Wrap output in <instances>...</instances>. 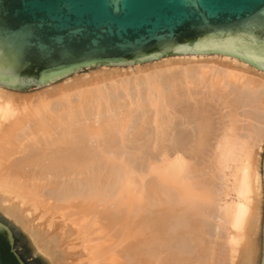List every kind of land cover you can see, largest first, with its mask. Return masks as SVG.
Returning <instances> with one entry per match:
<instances>
[{
    "label": "bare ground",
    "instance_id": "bare-ground-1",
    "mask_svg": "<svg viewBox=\"0 0 264 264\" xmlns=\"http://www.w3.org/2000/svg\"><path fill=\"white\" fill-rule=\"evenodd\" d=\"M130 69V72L136 76H133L131 79L125 76V80L123 79L125 84L122 83L123 90L121 89V92L124 91L126 96L130 99V102L129 100L125 101L129 102L125 104L124 102L122 103L121 100L127 97L122 99L116 97L120 99V103H118L119 101L116 102L117 99L114 100L115 104L113 102L111 103L107 98L109 96L108 94L112 92L109 91L110 93L107 94L108 96L106 98L102 86L89 91L92 92V95H95L94 97L89 96L88 98H84V96H82L83 92L80 91V97L78 100H75L74 104L69 101L70 99H65L63 103L60 102L61 104L57 102L59 104L57 108L52 107L53 104H51L50 101L43 100L44 98L42 100H38L39 98H36L37 100L35 98V100L32 99L33 101L30 102L33 104L22 99L17 101V99L15 100V95L19 94L18 92L16 93L15 90L0 86V212L13 220L29 234L34 245L49 259V264H190L191 259L185 257L187 256L186 254L183 256L182 254L174 255L173 243L171 241H173V238H176L174 237L175 235L171 234L173 232L170 233V229L172 230L170 223L173 225V221L170 222L169 216L165 214L167 212H158L155 214L156 212L154 211V214H151L152 216L146 219L144 218L146 215H142V217L141 215L140 217L136 215V220L135 217L132 219V212H130L132 213L131 215L128 214V208L131 209V211L138 210L139 212V209L142 210L141 208L145 205V200L142 199L144 198L142 193L140 194L138 191L139 184L137 181L139 177L138 180H136L134 176L136 169L132 167V164L130 165L131 167L129 166L127 158H117V156L113 158V156H109L111 152L108 153L106 151L105 144L104 149L106 150H84V152L83 148L82 150H57L56 148L55 150H41L42 148L39 150H26V148H30V146L34 147L37 144L40 145L43 141L49 148L69 146L77 139L74 133L79 129L87 130V132L90 131L94 133V135H97V137L95 136L96 139H99L98 135H100L102 129H104L102 127H107L104 123H109L112 120L114 121L113 123H116V116H114L116 118L115 120L113 119L114 117H112V120H108L107 115L109 114H107V110L111 113L118 109L121 111L123 107L126 108L125 105L133 110L134 107L132 106H135L142 110V117L145 125H147V123L154 124L153 132L155 131L156 133L155 139L157 143L158 141L163 142L162 146L166 151L164 150L162 153L160 164L152 165V170L159 172L157 180L159 179L162 183L164 182V185L166 184L169 186V190L172 189L171 191L174 193L175 197L173 198L177 199L176 202H172V204L169 201L168 206H170L167 208H169L172 214L177 211L181 212L184 222L180 224L177 229L174 228L173 231H176L182 237L187 234L191 236V240L192 236H194L195 245L198 247V250L195 249L198 252L196 264H207L208 258L212 257V248H210L211 246L209 244L211 240L207 242L205 237L207 234H210L207 233V230L210 228L207 229L205 227L208 226V224L204 226L203 221H200V223L203 224L188 221L190 220L189 218H191L190 215L192 214L194 216V213L190 212L188 209L189 207L187 209L190 213L185 212V206L189 202L193 204L195 200L198 201V203H196L199 204V208L207 204L216 207L215 210V207L211 206L212 209H214L211 211L218 212L215 219L217 218L219 220L221 232L217 234V230H215L216 235L213 231L211 235L214 234L219 239H224L228 245V249H232L231 254H234L233 257L236 258L238 256L239 258L237 262L234 259H224L223 262L221 261L219 264H255L257 253L256 235L258 234L261 220L260 202L262 197L264 198V175L262 170L264 153L263 156L260 157V151L264 149V71L257 69L237 57L219 53L168 56L146 62L145 64H135V66L132 68L130 67ZM121 71L122 69L118 66L113 69L109 66H100L96 71V75H93L95 73L88 75L87 73L80 74L78 72L75 73L73 78L70 79V77H68L70 80L67 79V82L64 83V87L78 88L91 84V81L99 79L117 80V78H113L112 76L115 74L119 77L118 74L122 73ZM96 83L97 82L93 83V85ZM98 85L99 84H96L95 86ZM227 87H229L230 90L234 89V91L240 89L239 91L245 98V103L242 105L249 108L246 109L245 118H247H244V121L248 123V125L245 124V127L240 126L242 121L238 113L233 110V103L229 104L227 102ZM55 90H58V87L47 89L46 92H55ZM124 92L123 95H120L119 92V95L124 97ZM144 95H146V98H144ZM20 96L16 98H20ZM222 97L226 101L222 100ZM210 98L213 101L220 99L218 100L219 102H226L224 104L230 109L227 114V123H223L222 125V123H220V121L218 122L217 118L213 116L210 105H207V102H205V100L208 101ZM67 101L69 102L67 103ZM104 101L108 104L106 103L105 105ZM104 107L106 108L104 109ZM28 108L32 109L30 113L32 114L31 117H28L29 115L27 112V118H24V120L21 119L20 115H18L19 112L21 111L23 116V113L25 110H28ZM253 110L257 113H253L254 115L252 116ZM126 111L127 110H125V112ZM118 114L119 110L116 115L118 116ZM110 115L113 116V114ZM91 118L95 120L92 122ZM82 119L85 123L82 122V125H80ZM109 119H111V117ZM126 119L125 116V120ZM143 119H140L142 123ZM128 120L125 124H128ZM137 120L139 119L137 118ZM215 121H217L219 126L215 124ZM31 122H33V125ZM117 124H119V122ZM117 124L115 126L116 128H118ZM139 124L141 123H137L135 126ZM140 126L141 125H139V127ZM59 127L61 128L60 133L56 131ZM146 127L147 126H145V130ZM149 127L152 126L149 125ZM243 129L244 132L242 133L241 130ZM128 130L126 131L128 132ZM77 133L80 132L77 131ZM134 134L137 135V132L135 133L134 131ZM88 135H90V133ZM123 135L124 131L122 132V136ZM84 137H87L85 133ZM101 141L102 140H100V142ZM159 147H161V145ZM18 153L24 154L23 158L18 159ZM200 154L202 156L206 154L209 155V157L211 156V159H209L210 162H212L213 166L217 165L216 168L219 173H214L218 178L217 180L220 178L221 183L219 181L220 184H214V187H212L213 189L207 187V189L211 190H207L204 185L199 184L197 182L198 180H195V177H197L196 175L200 174V169L203 170V167L209 166V164L206 165V163H204L205 165L201 166L202 168L198 167L199 164H203L201 160L204 159L200 160ZM197 156H199V160L196 159ZM115 160L116 162L118 160L122 172L120 181L118 182L120 184H118V191L114 192L116 194L113 195L111 199L109 196L103 194L104 191L102 192V187L107 181V175L109 173L108 166H112L111 164H114ZM196 160L199 164L196 163ZM69 174L72 175L71 177L76 175L78 178H85L90 184V188L88 186L89 190L85 191L86 193L81 198L86 201H82L86 203V206H82V202L79 203L82 208L78 206L80 210H82V213L84 211V214H88V211L92 212L93 208L90 210L89 208H91L94 202L105 200L104 198H107L108 201L111 199L110 201L112 203L114 200L117 202L115 205L118 204L117 207L120 213L117 214L120 216H118L116 212L113 213L110 211V209L104 212L99 208V212L104 213L101 215L105 221L104 223H106L105 227H108L109 230L116 229L117 233L120 234V237L124 241L123 245L125 243L126 246L121 251H112L111 248H109L111 247L109 244V247L107 245L104 246V244L107 243H104L101 239H104L103 237L108 238V236L105 235L100 239L99 236L101 232H96V227H94L96 224L94 221L97 222L96 220L90 222L82 217V219L77 222V219L74 221V218L72 220V216L68 215L71 218L69 220L70 223L68 222L69 225H65L67 227L66 229L63 228L61 230V227H59L60 231L54 229V218L47 221V224H44L45 226L42 223H35L38 217L34 216V214H36L39 209L42 211V209L45 208L42 200L43 195L40 191L42 188L40 187L41 184H51L54 178L56 179L57 177ZM71 177L70 179H72ZM193 180L196 181V183ZM76 182L78 183V181ZM139 187L140 189L142 188L141 186ZM157 190L159 191L160 189L157 188ZM160 193L157 194L159 195ZM69 194H71V192ZM108 194L109 193H107V195ZM75 196L76 199L74 197V200L76 201L80 196L78 195V197L76 194ZM169 198H171V196ZM169 198L168 200H170ZM71 200L70 198V201ZM159 200L158 202L162 205V202ZM61 201H63V198ZM64 201L66 202L69 200L64 199ZM72 202L74 201L72 200ZM111 202L109 204H111ZM28 203L30 206H26ZM107 203L106 205L102 204V207L106 208L104 206H107ZM112 205H110L111 208L115 209ZM183 207H185V209ZM192 207H194V204ZM59 208L60 207L57 206L56 209ZM204 208L202 207V210H204ZM96 209H98V207ZM96 209L93 211H96ZM145 209L146 207L144 208V212ZM193 209L194 208H192L191 211H193ZM148 211H150V209ZM42 212H40V214H42ZM193 212H195L196 215V211ZM93 213L95 214V212ZM204 213H206V209ZM61 214L63 216V213ZM115 214L118 217H115ZM198 215H200V213L197 214V218H199ZM205 215L208 217L207 214ZM42 216L43 215H41V217ZM200 216L203 217L202 214ZM193 218L195 219V217ZM193 218L192 220H194ZM197 218L196 221H198ZM68 219L69 218H67V220ZM211 219L214 220L213 215ZM214 223L213 225H216ZM102 226L104 228V225ZM124 226H126L125 228L129 226L132 227L133 231H131L129 227V231L125 232V230H123L125 229ZM111 227H114V229ZM216 227L218 229V226ZM100 228L98 230H100ZM211 228H213V226ZM94 232L97 233V236H94ZM110 232L106 233L110 234ZM75 233L78 240L81 241L80 244L83 247V251L75 252V250L74 252L67 253L69 251L67 250L66 252L63 245L68 242L67 238ZM181 233L183 235H181ZM111 236L110 238H112ZM120 237L117 239H120ZM210 238H212V236ZM117 239L115 238V242H117ZM76 245H78V243H76ZM216 245L218 247L216 249L220 251L222 245L220 243ZM66 247L68 249L69 246ZM82 247L80 248L81 250ZM70 248H72V246ZM165 251L167 254H165ZM84 255L87 257L86 260L84 259V262H82V259L85 257ZM70 256H77L81 258V261L77 262L76 259L68 260ZM211 259L210 261L212 262ZM260 264H262V256Z\"/></svg>",
    "mask_w": 264,
    "mask_h": 264
},
{
    "label": "water",
    "instance_id": "water-1",
    "mask_svg": "<svg viewBox=\"0 0 264 264\" xmlns=\"http://www.w3.org/2000/svg\"><path fill=\"white\" fill-rule=\"evenodd\" d=\"M214 53L264 71V0H0V86L10 90L94 67ZM0 232L20 264H49L1 212Z\"/></svg>",
    "mask_w": 264,
    "mask_h": 264
},
{
    "label": "rangeland",
    "instance_id": "rangeland-1",
    "mask_svg": "<svg viewBox=\"0 0 264 264\" xmlns=\"http://www.w3.org/2000/svg\"><path fill=\"white\" fill-rule=\"evenodd\" d=\"M146 62H143V63H138V64H145ZM137 65V64H136ZM133 66H135V64H131V65H123V66H118L119 68H121L122 69V73H124V74H122V73H120V74H118L119 75V77L117 76V75H113L112 77L113 78H117V80H115V79H108V80H104V79H99V80H96V81H91L90 83L91 84H88V85H86V86H81V87H78V88H76V87H73V88H69L68 86H66V87H64L65 86V84L64 83H66L67 82V79H69L68 77H70V79L71 78H73L74 77V75L75 74H73V75H71V76H68V77H66V78H63V79H61V80H58V81H56V82H53V83H51V84H48V85H46V86H43V87H39V88H31V89H27V90H22V91H16V93L18 92L19 94H16L15 95V100L17 99V101L18 100H24V101H27V102H30V101H33V100H35L36 98L38 99V100H42L43 98V100H46V101H50V103L51 104H53V106L52 107H56L57 108V106H59V104H61L60 102H62L63 103V101L65 100V99H70L69 101L70 102H72L73 104H74V102H75V100H78L79 99V97H80V91H82L83 93H82V96H84V98H88L89 96H91V97H94L95 95H92V92H89L90 90H92V89H94V88H98V87H100V86H102L103 87V90L105 91V92H103V93H105V97L107 98V96L109 95V96H111V97H109L108 96V100L112 103H114L115 104V101L114 100H116L117 98L116 97H120V99H122V98H126L127 96H126V93L124 92V97H121L120 95H123V92H121L123 89V84H125L124 83V81H123V79L125 80V78L126 77H129L130 79L131 78H133V76H136V75H133L131 72H130V67L132 68ZM108 67V66H107ZM110 68H114V67H116V66H109ZM123 67V68H122ZM99 69V67H94V68H89V69H86V70H84V71H82V72H79L80 74H85V73H87L88 75L89 74H91V73H95V74H93V75H96L97 74V70ZM96 70V71H95ZM92 75V74H91ZM117 76V77H116ZM126 76V77H125ZM123 77V78H122ZM69 79V80H70ZM95 82H97L96 84H99L98 86H95V85H93V83H95ZM120 82V83H119ZM103 83V84H102ZM106 83V84H105ZM123 83V84H122ZM115 84V85H114ZM120 84V85H119ZM109 85V86H108ZM61 86V87H60ZM63 86V87H62ZM121 86V87H120ZM53 87H58V90H55V92L53 91V92H46V90L47 89H51V88H53ZM117 87V88H116ZM230 87V86H229ZM229 87H227L228 88V90H226V99H228V103L230 104V103H233L232 105H234V109H233V107H232V109L235 111V112H237L238 113V116L240 117V119H241V123H240V126H242V127H245V124L246 125H248V123L247 122H245L244 121V118H245V114H246V109H249V108H247V107H245V106H243L242 104H244L245 103V98L243 97V95L241 94V92L239 91L240 89H238V90H235L234 91V89L233 90H230L229 89ZM105 88V89H104ZM119 88V89H118ZM61 89V90H60ZM65 89V90H64ZM122 89V90H121ZM45 90V91H44ZM106 90H108V91H106ZM60 91V92H59ZM112 92V93H110V92ZM234 91V92H233ZM43 92V93H42ZM107 92V93H106ZM117 92V93H116ZM119 92H120V95H119ZM50 93V94H49ZM108 93H110V94H108ZM114 93H116V94H114ZM40 94V95H39ZM108 94V95H107ZM113 94V95H112ZM22 97H21V96ZM36 95V96H35ZM39 95V96H38ZM20 96V98H16V97H19ZM38 96V97H37ZM146 95H144V98H146L145 97ZM47 97V98H46ZM136 97H138V96H136ZM35 98V99H34ZM50 98V99H49ZM105 98V99H106ZM111 98V99H110ZM128 98V97H127ZM122 99L121 100V102L123 103L124 102V104L125 103H129L130 102V99L128 98V99ZM134 98H135V96H134ZM223 98V97H222ZM33 99V100H32ZM36 99V100H37ZM49 99V100H48ZM120 99H117V101L116 102H118ZM129 100V102H125V101H128ZM218 100H220V99H218ZM218 100H212L211 98L210 99H208V101H206L205 100V102H207V105H210V110H211V112H212V114H213V116L214 117H216L217 118V120H218V122L220 121V123H222V125H223V123H227V121H228V119H227V114H228V111L230 110L228 107H226V104H224V103H226V102H222V101H218ZM222 100H225L224 98L222 99ZM69 101H67V103L69 102ZM226 101V100H225ZM59 104H58V103ZM105 102V101H104ZM109 102V103H110ZM223 104H222V103ZM31 103V102H30ZM35 103H36V101H35ZM34 103V104H35ZM65 103V102H64ZM106 103L107 102H105L104 104L106 105ZM118 103H120V101L118 102ZM121 103V104H122ZM31 104H33V103H31ZM57 104V105H56ZM108 104V103H107ZM108 107V106H107ZM125 107L126 108H122L123 110H121L120 111V109H118L119 110V114H118V116L116 115L117 113H118V110H115V112L113 111L112 113L111 112H108V110H107V114H109V115H107L108 116V120H112V117H114V116H116V118L114 117L113 119L115 120V122L116 123H113L114 121L112 120V121H110L109 123H104L105 124V126H107V127H102V128H104V129H102V133L100 134V135H98V138L99 139H96L95 138V136L97 137V135L95 134L94 135V133H92V132H87V130H84V129H79V130H77V131H79L80 133H77V131L74 133V135L77 137V139H75V142L73 143V144H71V145H69V146H66V147H52V148H49V147H47L45 144H44V141H43V143H40V145H36V146H30V148L28 149V148H26V150H39V149H41V150H55V148L57 149V150H82V148H83V152H84V150H106L108 153H110L111 152V154L109 155V156H113V158L114 157H116L117 156V158H119V157H124L125 159L127 158V160L129 161V166L132 164V167H135V169H136V172H134V176H135V178H136V180H138V177H139V180L137 181L138 182V184H139V186H141L142 188L140 189V187L138 186V191L140 192V194L142 193V196L144 197V198H142L143 200H145L143 203L146 205H144L141 209L143 210H140L139 209V212H138V210L137 211H134L133 209V211H131V209H129L128 208V210H129V212H128V214H132L133 213V217H132V219H134V217L137 215L138 217H140V215H141V217H142V215H146L144 218L146 219L147 217H149V216H152L151 214H154V211L156 212L155 214H157L158 212L159 213H162V212H167V213H165L167 216H169V219H170V222H172L173 223V225H171V223H170V226L172 227V230L170 229V233L171 232H173V233H171L172 235H175L174 237L176 238V239H172L173 241H171L172 243V247H173V252H174V255H178V254H182V256L184 255V254H186L187 256H185V257H188V258H190L191 259V261H190V264L192 263V264H196L197 263V256H198V252H197V250H198V247H196V243L194 242V236H192V240H191V236H188L187 234L186 235H184L183 237L182 236H180L176 231L174 232L173 231V229L174 228H178V226H180V224H182L183 222H184V218H183V215H182V213L181 212H179V211H177V212H173V214H174V216H173V214H172V212H170V210H169V208H167V207H169L168 206V204H169V201H170V203L172 204V202H176V198H173V197H175L174 196V193L171 191V190H169L170 188H169V186H167L166 184L164 185V182L162 183V181L161 180H157V178H158V176L157 175H159L158 173L159 172H155V171H153L152 170V165L153 164H160V160H162V159H160V158H162V153L164 152V150H165V148L163 149V146H162V144H163V142H161V141H158V143H157V140L155 139V131L153 132V130H154V124H152V123H150V124H148L147 123V125H145V122H144V119H143V117H142V115H143V113H142V110L141 109H138V108H136L135 106H132V107H134L133 108V110H131L132 108H129V107H127V105H125ZM244 107V108H243ZM33 108V107H32ZM106 107H104V109H105ZM108 109V108H107ZM127 110L126 112H125V110ZM128 110H129V113H128ZM130 110H131V112H130ZM255 110V109H254ZM253 110V112H252V116L254 115V114H256L255 113V111ZM148 111V110H147ZM27 112H28V117H31V115L32 114H30L31 112H32V109H29L28 108V110H25V112L23 113V116H22V113H21V111L19 112V114L18 115H20V118L21 119H23L24 120V118H27ZM133 112V113H132ZM34 113V112H33ZM115 113V114H114ZM128 113V114H127ZM254 113V114H253ZM110 114H113V116L112 115H110ZM139 114V115H138ZM141 114V115H140ZM122 115V116H121ZM124 115V116H123ZM128 115V116H127ZM133 115V116H132ZM125 116H126V120H125ZM133 118H131V117ZM251 116V115H250ZM111 117V119H109ZM119 117V118H118ZM123 118V120H122V118ZM130 117V118H129ZM249 117V116H248ZM105 118H106V114H105ZM121 118V119H120ZM137 118L139 119V120H137ZM247 118V117H246ZM245 118V119H246ZM129 119V120H128ZM140 119H143L142 121H143V123L141 122V120ZM224 119V120H223ZM85 120V119H84ZM95 119L93 118H91V121L93 122ZM121 120V121H120ZM125 120V121H124ZM127 120H128V124H125V123H127ZM130 121V122H129ZM82 122H84L85 123V121H83V119L81 120V123H80V125H82ZM119 122V124H117ZM33 122H31V124H32ZM120 123H122V124H120ZM132 123V124H131ZM137 123H141V124H139V125H141L140 127H139V125L138 126H135V125H137ZM252 123V122H251ZM109 124V125H108ZM113 124V125H112ZM115 124V125H114ZM116 124H117V127L118 128H116L115 126H116ZM143 124V125H142ZM215 124L217 125V126H219L218 124H217V121H215ZM33 125V124H32ZM97 125V124H96ZM103 125V124H102ZM120 125V126H119ZM129 126V127H127V126ZM149 125L150 126H152V127H149ZM98 126V125H97ZM124 126H125V128H124ZM130 126H131V128H130ZM145 126H147L146 127V130H145ZM109 127H111V128H109ZM113 127H115V128H113ZM123 127V128H122ZM127 127V128H126ZM108 128V129H107ZM128 128H129V130H128ZM137 128H138V130H137ZM141 128V129H140ZM142 128H144V129H142ZM151 128H152V131H151ZM60 127L58 128V129H56V131L57 132H59L60 133ZM108 131H107V130ZM119 131H118V130ZM135 129V130H134ZM148 129V130H147ZM28 130V129H27ZM109 130H110V132H109ZM112 130V131H111ZM116 130V131H115ZM126 130H128V132L126 131ZM83 131V132H82ZM124 131V137L122 136V132ZM126 131V132H125ZM134 131H135V133L137 132V135H135L134 134ZM139 131V132H138ZM145 131V132H144ZM149 131V132H148ZM87 132V133H86ZM118 132H120V133H118ZM151 132V133H150ZM153 132V133H152ZM241 132L243 133L244 132V129L243 130H241ZM79 134V135H77V134ZM82 133V134H81ZM84 133L86 134V138L84 137ZM90 133V135H88ZM126 133V134H125ZM143 133V134H142ZM91 134H93V135H91ZM110 134V135H109ZM130 134H132V135H130ZM143 135V137H142V135ZM147 134V135H146ZM153 135V136H150V135ZM106 135V136H105ZM139 135H140V137H139ZM79 136V137H78ZM104 136V137H103ZM108 136V137H107ZM120 136V137H119ZM129 136V137H128ZM131 136V137H130ZM90 137V138H89ZM101 137V138H100ZM107 137V138H106ZM87 138H89V139H87ZM106 139V140H104V139ZM117 138V139H116ZM123 138V139H122ZM127 138V139H126ZM94 139V140H93ZM95 139H96V142H95ZM129 139V140H128ZM100 140H102L101 142H100ZM122 140V141H121ZM88 141V142H87ZM94 141V142H93ZM99 141V142H98ZM106 141V142H105ZM91 142V143H90ZM105 142V143H104ZM166 142V141H165ZM164 142V143H165ZM103 143V144H102ZM80 146H79V145ZM104 144H105V147H106V149H104L105 147H104ZM107 144V145H106ZM122 144V145H121ZM161 145V147H159L160 145ZM166 144H168V143H166ZM44 145V146H43ZM89 145V146H88ZM97 146V147H95V146ZM100 145V146H99ZM157 145V146H156ZM34 149H33V148ZM38 147V148H37ZM68 147V148H67ZM72 147V148H71ZM78 147V148H77ZM95 147V148H94ZM102 147V148H101ZM157 147V148H156ZM165 147V146H164ZM48 148V149H47ZM101 148V149H100ZM124 151V152H123ZM166 151V150H165ZM207 151H209V150H207ZM207 151H205V152H207ZM125 153V154H124ZM208 153V152H207ZM263 153H264V149L263 150H261L260 151V157L261 156H263ZM100 154V153H99ZM127 154V155H126ZM204 154V153H203ZM23 155L24 154H21V153H18V159L19 158H23ZM115 155V156H114ZM158 155H159V157H158ZM207 155V154H206ZM201 155L200 154V160L201 159H203V160H205V161H203V160H201L202 162H203V164H199V162L196 160V163L197 164H199L198 165V167L199 168H202L201 166H204L205 164L204 163H206V165H208L209 164V166H206V167H203L202 169L203 170H201L200 169V171H202V172H200L199 171V173L200 174H197L196 176L197 177H195L194 179L199 183V184H201V185H204L205 186V188L207 189V187H209V188H212V187H214V184H218L219 183V181H220V178H219V180H217L218 178H217V176L215 175V173L216 174H218L219 172L217 171V165H215V166H213V164H212V162H210V160L209 159H211V156L209 157V155ZM161 156V157H160ZM205 156V157H204ZM208 157V158H207ZM196 159H198L199 160V156H197L196 157ZM262 159V158H261ZM155 162V163H154ZM201 162V163H202ZM119 163H121V162H119ZM117 164V165H116ZM112 166H108V169H109V173H108V177H107V181H106V183H105V185L102 187V192H103V194H105L106 196H109L111 199L113 198V195H115L116 193H114V192H117L118 191V186L120 185L118 182L120 181V176H121V167H120V164H118V160H117V162H116V160H115V163L114 164H111ZM113 165H115V166H113ZM213 167H212V166ZM145 166V167H144ZM151 166V167H150ZM211 166V167H210ZM117 167V168H116ZM131 167V166H130ZM147 167V168H146ZM197 167V168H198ZM119 168H120V170H119ZM198 168V169H199ZM205 168V169H204ZM215 168H216V170H215ZM114 170H115V172H114ZM119 170V171H118ZM141 170V171H140ZM144 170V171H143ZM149 170H152V171H149ZM149 171V172H148ZM142 172H143V174H142ZM145 172V173H144ZM155 172V173H154ZM215 172V173H214ZM119 173H120V175H119ZM138 173V174H137ZM141 173V174H140ZM117 174V175H116ZM145 174V175H144ZM154 174H155V176H154ZM110 175V176H109ZM136 175H137V177H136ZM69 176V177H68ZM72 175L71 174H69V175H66V176H61V177H57L56 179L54 178L53 180V182L50 184H41V186L40 187H42L43 188V190H42V188H41V194L43 195L42 196V200H43V205H44V209H42V211L39 209L37 212H36V214H34V216H36V217H38V219H36L35 220V223H42L43 225L44 224H47V221H49L50 219H52V218H54L53 220H54V223H55V226H54V229H57V230H59L60 231V228L59 227H61V230L64 228V229H66L67 227V225H69V223H70V219L72 218V220H73V218H74V221H76V219H77V222H79L80 221V219H82V217L85 219V220H89L90 222L93 220H96L97 222H95L94 221V223H96L95 225H94V227H96L95 228V231L96 232H101V234H100V239H101V237H103V236H108V238L107 237H103L104 239H101L102 241H104V243H107V244H104V246H108V244H109V246H111V247H109V248H111V250L112 251H117L118 252V250H122L126 245H125V243H124V245H123V240H122V238L120 237V234L119 233H117V231H116V229H114V227H111V228H113L114 230H109L108 229V227H105V224L106 223H104L105 221L103 220V217H102V215L104 214V213H100L99 211H100V209L99 208H101L102 209V211H104L105 212V210H109L110 209V211H112L113 213L114 212H116V214L117 213H120L119 211H118V207H117V205H115L117 202L114 200V202L112 203L110 200L108 201V199L107 198H104L105 200H99V202L97 201V202H94V204L91 206V208H89V210L90 209H92V212H90V211H88L89 213V216H88V214H84V212L82 213V210H80V208H82L81 207V205H79V203L80 202H82V201H84V202H86L85 200H83V199H81L82 198V196L86 193L85 191H87V190H89L88 189V186H89V188H90V184H89V182L88 181H86V179L85 178H82V177H77L76 175H73V177H71ZM143 176V177H142ZM219 176V175H218ZM67 177V178H66ZM70 177L72 178V179H70ZM114 177V178H113ZM145 177V178H144ZM75 178V179H74ZM81 178V179H80ZM109 178V179H108ZM112 178V179H111ZM118 178V179H117ZM61 179H62V181H61ZM68 179V180H67ZM76 179H78V180H76ZM149 179V180H148ZM154 179V180H153ZM55 180H57V181H55ZM73 180H75V181H73ZM142 180V181H141ZM60 181V182H59ZM66 181V182H65ZM68 181V182H67ZM76 181H78V183L76 182ZM156 181V182H155ZM194 181V180H193ZM196 181H194L195 183H196ZM63 182V183H62ZM86 182H87V184H86ZM115 182V183H114ZM153 182V183H152ZM53 183H55V184H53ZM57 183V184H56ZM70 183V184H69ZM77 183V184H76ZM109 183V184H108ZM150 183V184H149ZM197 183V184H198ZM220 183H221V181H220ZM219 183V184H220ZM66 184V185H65ZM108 184V185H107ZM115 184V185H114ZM119 184V185H118ZM142 184V185H141ZM149 184V185H148ZM62 185V186H61ZM81 185V186H80ZM107 185V186H106ZM69 186V187H68ZM86 186V187H85ZM152 186H156V187H152ZM162 186H164V187H162ZM167 186V187H166ZM58 187V188H57ZM78 188V189H77ZM109 188H111V189H109ZM155 190H154V189ZM157 188L158 189H160L159 191L157 190ZM71 189V190H70ZM80 189V190H79ZM153 189V190H152ZM213 189V188H212ZM52 190V191H51ZM64 190V191H63ZM82 190V191H81ZM116 190V191H115ZM143 190V191H142ZM207 190H211V189H207ZM71 192V194H69L70 192ZM112 191V192H111ZM152 191H154V192H152ZM78 192V193H77ZM106 192V193H105ZM144 192V193H143ZM161 192V193H160ZM163 192H164V194H163ZM51 193V194H50ZM63 193V194H62ZM107 193H109L108 195H107ZM153 193V194H152ZM157 193H160L159 195L157 194ZM171 193V194H170ZM173 193V194H172ZM57 194H58V196H57ZM75 194L79 197V198H77V200L75 201L74 200V197H75V199H76V196H75ZM53 195H55V196H53ZM156 195V196H155ZM47 196V197H46ZM171 196V198H169ZM58 197V198H57ZM68 197H69V199H68ZM158 197V198H157ZM164 197V198H163ZM57 198V199H56ZM62 198H63V201H61L62 200ZM70 198L74 201V202H72V200L70 201ZM152 198V199H151ZM168 198L170 199V200H168ZM64 199L65 200H69V201H64ZM79 199V200H78ZM141 199V200H142ZM160 199V200H159ZM58 200V201H57ZM112 200V201H113ZM142 200V201H143ZM158 200L159 201H161L162 202V205L160 204V202H158ZM107 201H108V203H107ZM147 201V202H146ZM166 201V202H165ZM56 202V203H55ZM60 202V203H59ZM62 202V203H61ZM71 202V203H70ZM76 202H77V204H76ZM84 202H82L83 204H82V206H86V203H84ZM111 202V204H109ZM198 203V201L197 200H195V202L193 203L194 204V207H192V203L190 204V202L188 203V204H186V209H185V207H183L184 209H185V212H189V210H190V212H192V213H194V216L192 215H190V217L191 218H189L190 220H188V221H194V222H199L200 223V221L202 222L203 221V223H200V224H203L204 226L205 225H207L208 224V226H205L207 229H209L210 230V232H209V230H207V233H210V234H207V235H209V236H205L206 237V239H207V242L208 241H210L209 242V244H210V248H212L211 250H212V257H209L207 260L210 262H208L207 261V264L209 263V264H219V263H221V261L223 262V260L224 259H234V260H236V262L239 260V258H238V256L236 257V258H234L233 257V255L234 254H231L232 253V249L231 250H229L228 249V245H227V243L225 242V240L223 239V240H221V239H219L218 237H216L215 235H216V232H215V230H217V234H220V226H219V220L216 218L215 219V217H216V215H217V213L218 212H216V211H211V210H214V209H212V207L211 206H213V205H203V206H201V208H199L200 206H198L199 204H197ZM59 203V204H58ZM68 203V204H67ZM106 203H107V206H104V205H106ZM148 203V204H147ZM155 203V204H154ZM164 203V204H163ZM167 203V204H166ZM173 203V204H174ZM196 203V204H195ZM261 204H260V206H261V208H260V212H261V220H260V227H259V231H258V234L256 235V244H257V253H256V259H255V264H260V261H261V256H262V222H263V214H264V198L262 197V200H261V202H260ZM57 204V205H56ZM102 204H104L103 206L104 207H106V208H103L102 207ZM113 204V205H112ZM50 205V206H49ZM61 205V206H60ZM66 205V206H65ZM110 205H112L113 206V208H115V209H112L111 208V206L109 207ZM116 207H115V206ZM139 205V204H138ZM153 205V206H152ZM195 205H197V206H195ZM26 206H30V204L28 203V204H26ZM57 206H59L60 208L59 209H56L57 208ZM78 206H80V208L78 207ZM161 206V207H160ZM211 207V209H210V207ZM66 207H69V208H66ZM98 207V209H96ZM108 207V208H107ZM146 207V209H145V212L146 211H148L149 209H150V211H148V212H144V208ZM189 207V208H188ZM202 207L204 208V207H206V208H204V210L206 209V213H204V210H202ZM213 207H215V206H213ZM117 208V209H116ZM162 208V209H161ZM189 210H188V209ZM192 208H194V209H196V210H194L193 209V211H196V215H195V212H193V211H191V209ZM56 209V210H55ZM94 209H96V211H93ZM166 209V210H165ZM168 209V210H167ZM57 210H58V213H57ZM63 210V211H62ZM75 210V211H74ZM79 210V211H78ZM115 210V211H114ZM157 210V211H156ZM161 210H164V211H161ZM199 212H198V211ZM209 210V211H208ZM215 210H216V207H215ZM66 211V212H65ZM74 211V212H73ZM77 211V212H76ZM99 213H98V212ZM161 211V212H160ZM40 212H42V214H40ZM65 212V213H64ZM68 212V213H67ZM73 212V213H72ZM93 212H95V214L93 213ZM130 212H132V213H130ZM136 212V213H135ZM179 212V213H178ZM189 212V213H190ZM203 212V213H202ZM208 212V213H207ZM213 212V213H212ZM57 213V214H56ZM60 213V214H59ZM61 213H63V216H62V214ZM170 213V214H169ZM198 213H200V215L202 214L203 215V217L202 216H200V215H198L199 216V218H197L196 216H197V214ZM211 213V214H210ZM102 214V215H101ZM115 214V217L118 215V216H120L119 214H117L116 215ZM205 214H207L208 215V217L205 215ZM215 214V215H214ZM41 215H43L42 217H41ZM69 215H71L72 217L70 218L69 216L67 217V216ZM84 215V216H83ZM212 215H213V218H214V220L213 219H211L212 218ZM66 216V217H65ZM80 216V217H79ZM97 216V217H96ZM117 216V217H118ZM136 216V217H137ZM178 216V217H177ZM204 216H205V218H204ZM39 217H41V218H39ZM79 217V218H78ZM88 217V218H87ZM90 217V218H89ZM135 217V220L137 219ZM172 217H174V218H172ZM193 217H195V219L193 218ZM202 217V218H201ZM209 217H211V218H209ZM64 218H65V221H64ZM67 218H69L68 220H67ZM180 218V219H179ZM192 218L194 219V220H192ZM196 218H197V220L198 221H196ZM201 218V219H200ZM208 219V222H207V219ZM139 219V218H138ZM181 219H183V220H181ZM200 219V220H199ZM176 220V221H175ZM211 220V221H210ZM180 221H181V223H180ZM205 221V222H204ZM64 222H65V224H64ZM69 222V223H68ZM207 222V223H206ZM215 222V223H214ZM67 223V224H66ZM100 223V224H99ZM213 223L214 224H216V225H213ZM66 225V226H65ZM102 225H104V228H103V226ZM211 225V226H210ZM45 226V225H44ZM44 226H42V227H44ZM176 226V227H175ZM213 226V228H211ZM216 226H218V229H217V227ZM101 227V228H100ZM126 226H124V228H125ZM130 227V226H129ZM125 228V229H123V230H125V232L126 231H129V229L131 228V231H133V229H132V227H130V228ZM205 227H203V228H205ZM216 227V228H215ZM100 228V230H98ZM205 228V229H206ZM97 229V230H96ZM175 229V230H176ZM180 229V228H179ZM178 229V230H179ZM204 229V230H205ZM109 230V231H108ZM177 230V231H178ZM111 231V232H110ZM212 231H213V233L215 232V235L214 234H212L211 235V233H212ZM50 232H52V231H50ZM106 232H110V234H107ZM124 232V231H123ZM206 232V231H205ZM95 233V232H94ZM117 233V234H116ZM112 235V236H111ZM118 236V237H116V236ZM181 235H183L182 233H181ZM212 236V238H210L211 236ZM94 236H97V233H95V235ZM110 236L112 237V238H110ZM115 236V237H114ZM213 236H215V237H213ZM72 237H73V239H72ZM75 237V238H74ZM120 237V239H117V238H119ZM177 237H178V239H177ZM181 237V238H180ZM114 238V239H113ZM115 238L117 239V242H115L116 240H115ZM215 238V239H214ZM72 240V241H70V240ZM110 239H112V240H110ZM214 239V240H213ZM219 239V240H218ZM76 240H78V238H77V235H76V233L74 234V235H71V237H68L67 238V243H65L63 246H64V248H65V250H66V252H67V250L69 251V252H67V253H70V252H74L75 250V252H78V251H83V247L81 246V241L80 240H78V241H76ZM221 240V241H220ZM101 241V242H102ZM109 241V242H108ZM111 241V242H110ZM113 241V242H112ZM181 241V242H180ZM72 242H73V244H72ZM76 243H78V245H76ZM114 243V244H113ZM116 243V244H115ZM127 243H128V241H127ZM126 243V244H127ZM217 243H220L222 246H221V248H220V251H219V249L217 250L216 248H218L217 247ZM121 244V245H120ZM190 244V245H189ZM119 245V246H118ZM66 246H69L68 247V249H67V247ZM72 246V248H70ZM77 246V247H76ZM76 247V248H75ZM82 247V250L80 249ZM118 247V248H117ZM195 249H197V250H195ZM71 250V251H70ZM219 251V252H218ZM86 253V252H85ZM119 254H121V253H119ZM125 254V253H124ZM165 254H167V252L165 251ZM214 255V256H213ZM85 257L82 259V262H84L83 260L85 259L86 260V255H84ZM76 257V258H75ZM78 258V259H77ZM212 258V259H211ZM72 259H76V261L78 262V261H81L80 259L81 258H79V257H77V256H70V258L68 259V260H72ZM210 259L212 260V262L210 261ZM120 261H121V258H120ZM234 264H237V263H234Z\"/></svg>",
    "mask_w": 264,
    "mask_h": 264
},
{
    "label": "flooded vegetation",
    "instance_id": "flooded-vegetation-1",
    "mask_svg": "<svg viewBox=\"0 0 264 264\" xmlns=\"http://www.w3.org/2000/svg\"><path fill=\"white\" fill-rule=\"evenodd\" d=\"M0 252L2 253V258L5 264H20L7 236L2 232H0ZM13 256H15L17 262L14 260Z\"/></svg>",
    "mask_w": 264,
    "mask_h": 264
},
{
    "label": "trees",
    "instance_id": "trees-1",
    "mask_svg": "<svg viewBox=\"0 0 264 264\" xmlns=\"http://www.w3.org/2000/svg\"><path fill=\"white\" fill-rule=\"evenodd\" d=\"M13 258H14V260L17 262V260H16L15 256H13Z\"/></svg>",
    "mask_w": 264,
    "mask_h": 264
}]
</instances>
